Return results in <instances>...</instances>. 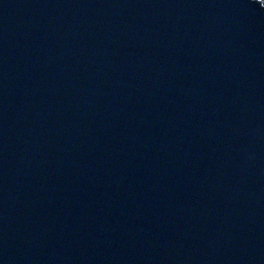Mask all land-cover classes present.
Masks as SVG:
<instances>
[{"label":"water","instance_id":"obj_1","mask_svg":"<svg viewBox=\"0 0 264 264\" xmlns=\"http://www.w3.org/2000/svg\"><path fill=\"white\" fill-rule=\"evenodd\" d=\"M0 264H264V4L0 0Z\"/></svg>","mask_w":264,"mask_h":264},{"label":"snow or ice","instance_id":"obj_2","mask_svg":"<svg viewBox=\"0 0 264 264\" xmlns=\"http://www.w3.org/2000/svg\"><path fill=\"white\" fill-rule=\"evenodd\" d=\"M259 4H264V0H258Z\"/></svg>","mask_w":264,"mask_h":264}]
</instances>
